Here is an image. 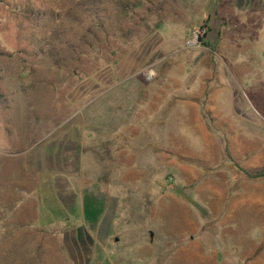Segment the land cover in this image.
I'll return each instance as SVG.
<instances>
[{
  "label": "rangeland",
  "instance_id": "obj_1",
  "mask_svg": "<svg viewBox=\"0 0 264 264\" xmlns=\"http://www.w3.org/2000/svg\"><path fill=\"white\" fill-rule=\"evenodd\" d=\"M0 264H264V0H0Z\"/></svg>",
  "mask_w": 264,
  "mask_h": 264
},
{
  "label": "trees",
  "instance_id": "obj_2",
  "mask_svg": "<svg viewBox=\"0 0 264 264\" xmlns=\"http://www.w3.org/2000/svg\"><path fill=\"white\" fill-rule=\"evenodd\" d=\"M228 152V151H227ZM230 159V158H229ZM231 161V162H230ZM229 162H230V166H231V168L233 169V170H237V171H241L244 175H248L247 173H245V171L243 172V170H241V169H239V167H238V165H236L235 163H234V161L233 160H230ZM52 204V203H51ZM50 204V205H51ZM49 205V206H50ZM49 206H48V208H49ZM52 211H55V209L54 210H52ZM51 210H48V209H46V210H41V218H42V215L45 217V221L46 222H51L52 220H54V219H52V217L53 216H56L57 217V215H55V212H52ZM43 212V213H42ZM63 213V212H62ZM62 213H61V215H62Z\"/></svg>",
  "mask_w": 264,
  "mask_h": 264
},
{
  "label": "built area",
  "instance_id": "obj_3",
  "mask_svg": "<svg viewBox=\"0 0 264 264\" xmlns=\"http://www.w3.org/2000/svg\"><path fill=\"white\" fill-rule=\"evenodd\" d=\"M207 33V29L206 27H199L197 29H195L194 33H193V37L194 39L200 38L203 35H205Z\"/></svg>",
  "mask_w": 264,
  "mask_h": 264
}]
</instances>
